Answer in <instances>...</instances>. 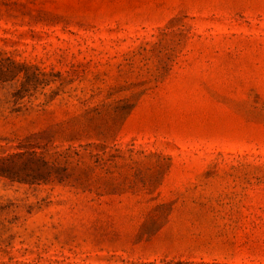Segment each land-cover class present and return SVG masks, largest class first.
<instances>
[{"label":"rangeland","instance_id":"rangeland-1","mask_svg":"<svg viewBox=\"0 0 264 264\" xmlns=\"http://www.w3.org/2000/svg\"><path fill=\"white\" fill-rule=\"evenodd\" d=\"M0 60V264H264V0H0Z\"/></svg>","mask_w":264,"mask_h":264},{"label":"trees","instance_id":"trees-1","mask_svg":"<svg viewBox=\"0 0 264 264\" xmlns=\"http://www.w3.org/2000/svg\"><path fill=\"white\" fill-rule=\"evenodd\" d=\"M3 61L0 60V70L3 69V65H2ZM34 153H31V154H28L29 157H34ZM42 160V165H43V169L46 170V161H44L43 157L41 158ZM43 174L47 177H50L51 176V172H48V171H43Z\"/></svg>","mask_w":264,"mask_h":264}]
</instances>
